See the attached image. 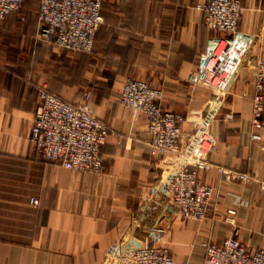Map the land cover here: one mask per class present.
I'll use <instances>...</instances> for the list:
<instances>
[{
	"label": "crops",
	"instance_id": "1",
	"mask_svg": "<svg viewBox=\"0 0 264 264\" xmlns=\"http://www.w3.org/2000/svg\"><path fill=\"white\" fill-rule=\"evenodd\" d=\"M203 1L107 0L96 36L98 56L90 58L93 70L83 82L76 80L74 56L61 63L55 47L38 38L39 0H24L19 10L0 21V264H49L51 251L62 254L68 264H97L95 246L121 220L128 192L141 176L142 162L129 163L119 156L113 136L102 147L101 175L45 160L31 142L38 90L46 86L73 101L81 96L83 83L91 92L97 117L114 131L147 139L146 115L119 101L123 80L131 75L162 88L161 104L169 111L189 114L203 106L212 90L192 81L191 75L209 37L225 35L205 24V13L197 7ZM241 1L239 29L260 32L259 53L264 58V0ZM88 69L85 63V73ZM254 91L255 67L244 68L213 122L217 142L209 158L215 166L200 172L202 180L214 187L211 214L235 207L243 217L250 206L264 212L260 182H226L217 169L222 165L256 171L264 181V126L260 140L251 137ZM189 131L191 124L185 121L182 135ZM33 197L38 204L31 202ZM209 220L203 228L211 230L217 242L235 233L255 247H264L262 234L252 235L240 224ZM197 224L188 222L191 228ZM201 250L197 245L195 254Z\"/></svg>",
	"mask_w": 264,
	"mask_h": 264
},
{
	"label": "built area",
	"instance_id": "2",
	"mask_svg": "<svg viewBox=\"0 0 264 264\" xmlns=\"http://www.w3.org/2000/svg\"><path fill=\"white\" fill-rule=\"evenodd\" d=\"M107 0H39L38 38L59 49L98 53L96 36L104 22ZM23 0H0V21L19 10ZM197 7L205 13V24L225 35L209 37L200 53L194 82L210 87L212 96L189 114L162 107V88L127 75L119 94L121 104L148 120L150 137L114 131L94 113L91 92L77 100H66L46 86L38 90L40 103L31 129V142L47 161L68 169L101 175L103 145L114 137V151L127 162L141 161V176L129 190V203L119 223L95 246L97 264H176L181 252L195 255L201 264H264V247H255L235 233L221 242L203 226L211 219L236 226L252 235H264V212L250 206L240 217L237 208L210 213L214 187L200 172L215 165L209 158L217 139L211 128L242 69L255 67V91L251 106V137L262 138L264 126V58L259 53L260 32L239 29L241 0H204ZM191 131L182 135V124ZM223 181L259 183L256 171H241L217 165ZM38 204V198H32ZM198 221L196 227L188 226ZM204 236V239L201 237ZM200 245L201 253H196ZM49 264H68L60 253L47 255Z\"/></svg>",
	"mask_w": 264,
	"mask_h": 264
},
{
	"label": "rangeland",
	"instance_id": "3",
	"mask_svg": "<svg viewBox=\"0 0 264 264\" xmlns=\"http://www.w3.org/2000/svg\"><path fill=\"white\" fill-rule=\"evenodd\" d=\"M44 42H46V41H44ZM49 44H51V43H49ZM53 46L56 49L55 51L57 53L58 60L61 63H65L66 64V61L68 60V57H73L74 56L76 58V61L78 63L77 74H76V80L77 81L80 80V81L83 82V79L86 76H90L91 70H93V69H91L92 66H91V63H90V58L97 57L98 53L92 54V53H85V52L66 51V50L57 48L55 45H53ZM87 58H88V61L86 62L85 60H87ZM85 63L88 65V68H89L87 73H85V70H84ZM97 71H99V70L97 69L96 72ZM76 84H78V83H76ZM86 87H87V85H85V84L83 85V83L81 84V87L79 89V92H81V93H79L81 95L80 97H82L84 92L88 90V87L87 88ZM176 264H201V263H200V261L195 259V255L194 254L193 255H189V254L181 252V253H179L177 255Z\"/></svg>",
	"mask_w": 264,
	"mask_h": 264
},
{
	"label": "trees",
	"instance_id": "4",
	"mask_svg": "<svg viewBox=\"0 0 264 264\" xmlns=\"http://www.w3.org/2000/svg\"><path fill=\"white\" fill-rule=\"evenodd\" d=\"M23 2H24V0H23ZM104 5V4H103ZM102 9H103V7H102Z\"/></svg>",
	"mask_w": 264,
	"mask_h": 264
}]
</instances>
